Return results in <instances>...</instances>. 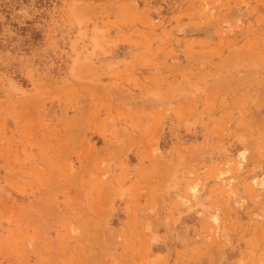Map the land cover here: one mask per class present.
<instances>
[{"label":"rangeland","instance_id":"obj_1","mask_svg":"<svg viewBox=\"0 0 264 264\" xmlns=\"http://www.w3.org/2000/svg\"><path fill=\"white\" fill-rule=\"evenodd\" d=\"M1 73L0 264H264V0H0Z\"/></svg>","mask_w":264,"mask_h":264},{"label":"crops","instance_id":"obj_2","mask_svg":"<svg viewBox=\"0 0 264 264\" xmlns=\"http://www.w3.org/2000/svg\"><path fill=\"white\" fill-rule=\"evenodd\" d=\"M33 71H31L30 73V83H31V87L32 89H35V87H37L36 85V81L35 79H33ZM0 85L2 87H4L6 90L9 91V93L14 96V97H17L19 96L20 94L23 93V88L9 75H7L6 73H1L0 74ZM17 157L22 159V160H27L28 159V154L25 152V151H22V152H18L17 154ZM116 166L117 164L116 163H113L111 165V169L112 170H115L116 169ZM175 175H179V177H184L185 178V175H183L182 173H176ZM182 184H184L185 186V182L182 180ZM183 186V187H184ZM182 187V188H183ZM89 196V190H86L85 192H83V196L81 197V203H82V206L83 207H87L88 206V200H87V197ZM129 199V188L126 187V188H122L121 189V193H120V196H119V199H118V204L121 203V202H125L126 203V200ZM175 201L174 202H171V204L163 207L162 205V212L165 214V215H168L171 210H172V207L174 205ZM203 202H199V204L201 205ZM207 207V206H205ZM165 208V210L163 211V209ZM208 208V207H207ZM206 212V211H205ZM179 215L176 217V219L171 223V228H172V238L173 239H176V240H180L181 242H184L182 245L179 243L177 246H179V249L177 251V258H176V261L174 264H184V256H185V252L190 249L193 251V245L191 244V242L189 243H186V238L188 236L187 232L184 230V227L181 225V222H182V218H178ZM178 219L179 222H178V230H179V234H177V236L179 237H173V226H174V223L175 221H177ZM163 221L166 222L168 221V218L167 217H164L163 218ZM55 232H57V230H55ZM127 237V235H126ZM173 239H172V242H173ZM173 244V243H172ZM156 246H154L152 249L155 250ZM231 253H229L228 255H230ZM151 259H152V255L149 256L148 260H147V264H152L151 263Z\"/></svg>","mask_w":264,"mask_h":264},{"label":"bare ground","instance_id":"obj_3","mask_svg":"<svg viewBox=\"0 0 264 264\" xmlns=\"http://www.w3.org/2000/svg\"><path fill=\"white\" fill-rule=\"evenodd\" d=\"M245 151H243V149H241V152H240V155H241V159H245ZM207 201V200H206ZM200 202H202V200H200ZM203 204V203H202ZM205 208H207V207H205ZM212 208H214V204L213 205H210L209 207H208V210L210 209V210H212ZM218 207H215V209L213 210V213H212V216H211V219H212V221L214 222V223H217L218 221H219V217H220V210L219 209H217ZM215 210H217V211H215Z\"/></svg>","mask_w":264,"mask_h":264}]
</instances>
